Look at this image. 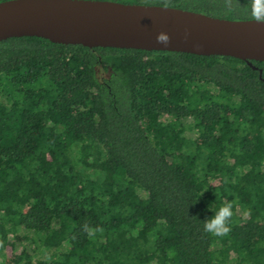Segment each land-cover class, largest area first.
<instances>
[{
	"label": "trees",
	"instance_id": "trees-1",
	"mask_svg": "<svg viewBox=\"0 0 264 264\" xmlns=\"http://www.w3.org/2000/svg\"><path fill=\"white\" fill-rule=\"evenodd\" d=\"M93 1L255 20L250 0ZM0 264H264V62L1 41Z\"/></svg>",
	"mask_w": 264,
	"mask_h": 264
},
{
	"label": "water",
	"instance_id": "water-1",
	"mask_svg": "<svg viewBox=\"0 0 264 264\" xmlns=\"http://www.w3.org/2000/svg\"><path fill=\"white\" fill-rule=\"evenodd\" d=\"M40 37L89 48L168 51L264 62V23L93 0L0 2V42Z\"/></svg>",
	"mask_w": 264,
	"mask_h": 264
},
{
	"label": "clouds",
	"instance_id": "clouds-1",
	"mask_svg": "<svg viewBox=\"0 0 264 264\" xmlns=\"http://www.w3.org/2000/svg\"><path fill=\"white\" fill-rule=\"evenodd\" d=\"M170 0H166L165 6H168ZM231 0H229V4ZM238 3V2H237ZM251 12L254 19L259 23H264V14H261V8L264 7V0H250ZM235 8L228 7V11H235ZM214 204V203H213ZM213 204L209 205L208 210L213 212V216L203 221L204 231L213 237H225L231 232L230 221L233 217L234 202L228 201L221 204L214 210ZM250 210L243 213L244 216H249ZM82 230L88 237H94L97 233H102V227H91L87 221L82 225Z\"/></svg>",
	"mask_w": 264,
	"mask_h": 264
}]
</instances>
